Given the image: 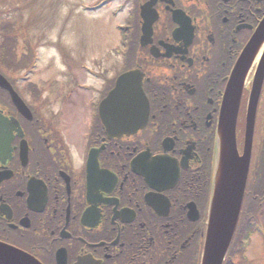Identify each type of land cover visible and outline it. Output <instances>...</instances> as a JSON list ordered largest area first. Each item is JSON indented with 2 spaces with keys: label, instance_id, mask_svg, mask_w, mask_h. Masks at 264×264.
I'll use <instances>...</instances> for the list:
<instances>
[{
  "label": "flooded vegetation",
  "instance_id": "1",
  "mask_svg": "<svg viewBox=\"0 0 264 264\" xmlns=\"http://www.w3.org/2000/svg\"><path fill=\"white\" fill-rule=\"evenodd\" d=\"M128 1L138 38L143 5L152 2L156 17L153 42L135 62L143 71L149 119L132 135L109 137L99 117L100 102L116 84L115 66L107 74L96 66L95 87L81 99L74 80L69 90L75 95L61 94L54 103L52 92L40 96L36 73L0 59V74L31 110L19 112L0 87V241L41 264H197L222 100L264 17V0ZM255 73L241 99V154ZM77 82L91 86L86 78ZM262 88L238 240L264 219V79ZM77 97L89 103V125L59 128L51 106L68 107ZM194 205L199 212L192 217Z\"/></svg>",
  "mask_w": 264,
  "mask_h": 264
},
{
  "label": "rangeland",
  "instance_id": "2",
  "mask_svg": "<svg viewBox=\"0 0 264 264\" xmlns=\"http://www.w3.org/2000/svg\"><path fill=\"white\" fill-rule=\"evenodd\" d=\"M9 1L17 3L12 5ZM98 1L34 0L31 3V0H6L5 3H2L0 0V20H16L17 16L21 14L22 6H27L25 9H28L29 13L32 12L34 15V26L32 22L33 28H31L30 34L19 33L21 40L18 44L21 48L25 40L23 38H26V40L30 39L34 42V47L41 46L36 53L37 63L35 66L37 71L41 73L59 72L58 78L55 75L52 76V74H48V77L58 81H68L69 79L65 77L71 76V71L68 69L70 68L79 75L81 81L85 82L86 78V82L91 83L89 88L93 89L95 79L90 77L89 80L84 75L85 72L81 69V65L87 63L95 68L98 66L97 69H99V66L103 68L102 65H104V61H99V58H113L120 44L118 27L124 25V15L127 14L123 11L119 17L114 15L116 8L123 5L125 0H113L112 7L103 8L97 13L83 11V7L93 6ZM29 13L25 11L22 13L25 15L27 23L31 19ZM25 28L26 26L23 27V29ZM82 58H84V61H81ZM121 59V57L116 59V65L119 69L121 68ZM66 66L68 68H65ZM42 75H39L38 79L45 81L46 79ZM77 89L80 91L79 88ZM82 92H85V90ZM50 97L53 98L52 95ZM79 98L82 97L79 96ZM80 99L75 98L74 102L68 107L66 106L62 113L64 126L74 128L75 131L78 128L87 127L89 125L88 120L91 117L89 103L83 105L84 100L81 101ZM59 108L58 105L52 107L57 113L60 110ZM56 123L61 128L59 118ZM73 135L77 136L76 133ZM260 239L262 238L256 237L250 244L249 252L252 255L251 257L255 259L254 264H264V239ZM239 262L236 260L235 264H241Z\"/></svg>",
  "mask_w": 264,
  "mask_h": 264
},
{
  "label": "water",
  "instance_id": "3",
  "mask_svg": "<svg viewBox=\"0 0 264 264\" xmlns=\"http://www.w3.org/2000/svg\"><path fill=\"white\" fill-rule=\"evenodd\" d=\"M254 40L245 52L241 65H245L250 56L259 50L264 45V21L257 31ZM144 40V39H143ZM264 73V67H261ZM141 77L136 76L135 72L123 74L117 82L116 89L109 95L107 103L104 105H112L115 102L119 106L118 116L126 117L129 123L131 120L136 122V119H141L145 123L148 115L147 99L141 102L142 92ZM134 85H136L134 89ZM231 97L226 105V116L221 127V160L219 177L216 187V194L212 205L210 215L209 235L205 247L203 264H222L228 254V249L233 240L241 210V203L234 205L230 194L237 198L244 196L243 192L246 186V178L249 170L250 152L243 162L237 161L241 159L237 156L236 150V113L239 106V100H233V94L236 92V87L233 85ZM238 94L237 97H239ZM143 98V97H142ZM140 99V101H138ZM15 103L18 100L14 98ZM143 100V99H142ZM19 105V104H18ZM107 107H105L106 109ZM109 108V107H108ZM107 108V112L109 113ZM114 113H116L114 111ZM232 115H234L232 117ZM114 117L112 118V120ZM108 121V120H105ZM119 121V120H118ZM120 123V121H119ZM110 126V123H108ZM130 125V126H129ZM124 125L120 129L133 128L135 125ZM229 186V189L227 187ZM0 264H39L36 260L19 252L11 247L0 244Z\"/></svg>",
  "mask_w": 264,
  "mask_h": 264
},
{
  "label": "bare ground",
  "instance_id": "4",
  "mask_svg": "<svg viewBox=\"0 0 264 264\" xmlns=\"http://www.w3.org/2000/svg\"><path fill=\"white\" fill-rule=\"evenodd\" d=\"M255 37V34L253 33V36L250 37V44L251 42L254 40ZM192 39H190V43H192L191 41ZM173 47H176L173 45ZM247 50V49H246ZM246 50L244 51V53L239 57L233 71H232V74L230 76V79L228 81V84L226 86V90H225V94H224V100H222V110H221V116H220V121H219V126H218V133H217V141L216 142V150H220V153H216V160L214 161L215 162V171H214V179H213V190H212V195H211V203L213 205V201H214V198H215V192H216V187H217V181H218V177H219V170H220V164L222 165V160H221V144H220V141H221V137H220V134H221V127L223 125V120L225 119V116H226V105H227V102L229 100V98L231 97V93H232V89H230L233 85L236 87V92L233 94V100H239V106H238V110H237V113H236V127H235V137H236V150L237 151V156L241 159H236L237 161H241L243 162L245 160V158L248 156V152H250V148L252 147L253 148V142L252 141V138H253V133H254V118H253V113L254 111L256 110V106H255V101H256V89L254 84L252 85V88H250V93H249V96H248V101H247V114H246V124H245V131H244V150H243V153L241 154L238 148V132H239V127H238V124H239V111H240V105H241V99H242V96H243V91H244V88H245V85H246V82L249 78V75L250 73L252 72L253 69L256 70V73H259L262 71V68L263 67V60L260 59L255 53L254 55L250 56V59L248 61H246L245 65H241V61L243 59V56L245 55V52ZM71 87V84L69 81H60L58 86L54 87V88H51L52 89V96H53V102L55 103V99L57 96H60L62 94V96L64 94L68 95V96H74L75 94L73 92H71L69 89ZM68 91L65 93L64 90H67ZM110 91L108 92V95H109ZM239 95V97H237ZM77 96H80V97H83L84 96V93L83 92H79L77 94ZM107 100H108V96H106V98L104 99V102L103 103H107ZM59 103H62L64 104V101H63V98H62V101H59ZM60 104V105H62ZM234 115H232L233 117ZM245 153V154H244ZM248 180V177L246 178V185H247V181ZM227 189H229V186L227 187ZM243 192V195L242 197H239L237 198V196L235 195H232L230 194V197H231V200L233 201V204L234 205H239L241 202V210H242V207H243V204L244 202L246 201V198H247V186H245V189ZM241 201V202H240ZM211 210H212V206H211ZM241 210L239 212H241ZM211 215V211L209 213ZM209 224V223H208ZM209 228H210V224L207 226V234H206V238H205V247H206V243H207V239H208V233H209ZM205 247H204V250L203 252H205ZM204 257V256H203ZM202 262H203V258H202ZM178 264V262H177Z\"/></svg>",
  "mask_w": 264,
  "mask_h": 264
},
{
  "label": "trees",
  "instance_id": "5",
  "mask_svg": "<svg viewBox=\"0 0 264 264\" xmlns=\"http://www.w3.org/2000/svg\"><path fill=\"white\" fill-rule=\"evenodd\" d=\"M34 2V0L32 1ZM30 14V21L27 23L26 19L25 21L22 19L21 21H13L10 19H7L5 21L2 22V20H0V32H4L6 35V38L9 42V45L7 46L6 50H9L10 52L8 53H12L13 56L16 55L15 51L17 50V44H18V37H19V33H27L30 34V30L31 28H33L34 26V15L33 13H29ZM32 22H33V26H32ZM26 23V24H25ZM25 29H23V27H25ZM22 28V29H21ZM26 43L28 44L27 48H24L25 53L27 55H24V59L25 61H28V64L31 63V57L33 54V49L32 48V41L30 39L26 40Z\"/></svg>",
  "mask_w": 264,
  "mask_h": 264
}]
</instances>
